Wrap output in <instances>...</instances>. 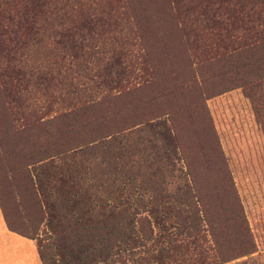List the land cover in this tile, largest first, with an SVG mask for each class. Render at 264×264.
<instances>
[{
    "label": "rangeland",
    "instance_id": "374dc122",
    "mask_svg": "<svg viewBox=\"0 0 264 264\" xmlns=\"http://www.w3.org/2000/svg\"><path fill=\"white\" fill-rule=\"evenodd\" d=\"M91 35L93 39L88 33L84 40L77 39L82 45L79 54L92 41H106L108 51L99 58L78 57L86 69L74 80L75 89L86 104L105 99L99 100L105 95L103 79L109 73V79L113 77L116 63L110 57L119 49L113 26L95 25ZM54 39L59 37L52 35L50 42ZM166 44L146 47V52L141 43L134 47L136 55L148 53L147 67L151 75H159L158 82L117 98L108 96V104L76 116L57 112L65 85L36 79L0 84V198L12 226L31 234L38 224L34 240L39 257L43 252L58 260L53 247L50 252L45 248L50 238L65 234L93 255L113 242L119 249L114 245L109 258L117 250L133 251V258L144 254L150 243L147 247L136 241L140 235L132 216L153 221L149 213L153 204L148 201L164 185L161 193L191 196L189 203H178L162 215L161 233L180 245L172 264H264V131L247 96L249 88L259 89L258 84L251 79L248 87L234 85L214 94L229 84L226 75L232 69L227 62L208 65L204 57ZM60 51L48 55L49 61ZM142 66L147 69L137 62L135 71L142 72ZM208 129L213 140L205 135ZM168 147L169 156L161 160ZM193 163L197 169L208 164L201 175L200 195L192 189L187 172ZM226 175L239 212L215 201L216 195L224 197L230 191ZM32 188L40 197L41 214L31 199ZM201 196L206 201L201 202ZM119 214L129 219L116 221L114 215ZM128 225H135V233ZM112 226L123 230L116 235ZM248 242L251 250L242 253ZM156 251L149 248V253ZM156 258L152 264L161 263Z\"/></svg>",
    "mask_w": 264,
    "mask_h": 264
},
{
    "label": "trees",
    "instance_id": "16d2710c",
    "mask_svg": "<svg viewBox=\"0 0 264 264\" xmlns=\"http://www.w3.org/2000/svg\"><path fill=\"white\" fill-rule=\"evenodd\" d=\"M95 25L102 28L113 26L118 35L115 42L119 49L112 52L110 57L116 63L113 75L115 78L109 79V73L103 79L106 82V88L103 89L105 95L99 97V100L105 99L100 102L93 100L86 104L81 103L79 92L75 89L74 80L79 76L80 70L86 69L81 68L78 57L87 55L88 58H99L108 51L105 48L107 42L92 41L91 47L79 54L77 51L82 45L77 39L81 37L82 40L87 33L89 38L93 39L91 32ZM81 32H84V35ZM52 35L59 39H54L51 43ZM190 35L193 37L190 38ZM156 37L168 42L170 49L185 48L186 54L190 56L204 57L208 65L217 63L216 60L227 62L232 69L231 73L226 75L229 84L214 94L226 91L234 85L248 87L251 79L257 83L259 89L250 91L249 88L247 96L264 131V0H0V84L17 85L36 79L41 83L52 81L61 87L65 85L60 88L65 91L57 112H66V117L76 116V112H88L108 104V96L117 98L131 89L148 87L158 82L159 75L156 72L151 75V68L149 70L147 67V63H151L148 53H144V56L136 55L134 48L141 43L146 52V47L154 49L157 46H167L166 42L159 43ZM57 48L62 49L59 57L49 61L47 56L53 54ZM236 60H240V64H236ZM137 62L144 64L147 69L142 66V72H136ZM52 65L55 66L54 71ZM188 71L193 75V69L188 68ZM249 75L252 78H248ZM172 76L175 77L174 72ZM113 90L118 93H113ZM205 135L209 139L214 138L211 129H208ZM167 144L170 146V143ZM169 149L164 148L161 160L169 156L166 152ZM167 159L169 161L168 157ZM206 166L208 164L203 163L202 167L197 169L193 163L191 170H187L189 176H192V189L199 195L203 192L201 175ZM225 182L230 185L229 193L224 194V197L216 195L215 201L218 204H231L239 212L227 175ZM162 187L160 191L165 190V186ZM160 191L155 192L148 201L153 204L149 209L153 221L147 216H132L140 235L136 236V241L144 246L150 243L149 248L155 247L156 254L149 253L147 248L144 254L133 258V251L120 254V250H117L114 257L109 258V251L114 245L119 249V245L113 242L101 249L98 255H93L82 244L75 245L71 237L65 234L50 238L49 244L44 247L49 252L53 247L58 260L41 252L42 264H152L155 256L157 260H161L160 264H164L165 258L171 259L168 264H172L173 253L180 245L175 244L170 235L161 233L160 230L164 229L162 215L170 213L178 203H189L191 196ZM31 199L39 206L41 214L40 197L33 188ZM202 199L206 201L201 196V202ZM138 203L142 205L143 200L138 199ZM0 206L9 229L22 236L35 238L38 224L34 226L31 234L14 227L8 221L1 198ZM114 217L116 221L129 219V216L123 214ZM239 218L241 220V216ZM42 221L41 219L39 224ZM112 227L116 235L123 230L118 226ZM128 228L135 233V225H128ZM250 250L251 243L248 242V247L242 253Z\"/></svg>",
    "mask_w": 264,
    "mask_h": 264
},
{
    "label": "crops",
    "instance_id": "0c3cea01",
    "mask_svg": "<svg viewBox=\"0 0 264 264\" xmlns=\"http://www.w3.org/2000/svg\"><path fill=\"white\" fill-rule=\"evenodd\" d=\"M0 264H42L35 240L9 229L1 206Z\"/></svg>",
    "mask_w": 264,
    "mask_h": 264
}]
</instances>
